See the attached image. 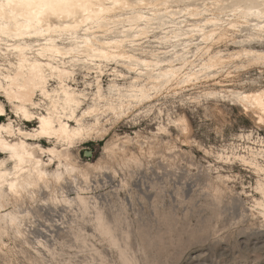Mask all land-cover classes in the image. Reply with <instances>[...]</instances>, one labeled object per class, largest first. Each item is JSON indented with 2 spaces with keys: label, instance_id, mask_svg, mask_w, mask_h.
Segmentation results:
<instances>
[{
  "label": "bare ground",
  "instance_id": "obj_1",
  "mask_svg": "<svg viewBox=\"0 0 264 264\" xmlns=\"http://www.w3.org/2000/svg\"><path fill=\"white\" fill-rule=\"evenodd\" d=\"M85 2L90 5L85 10L87 14L77 10L73 16L65 14L62 19L44 16L37 20L21 15V10L13 7L8 15L16 18L9 21L4 20V10L0 8V96L10 103L13 114H8L0 99V117L6 116L0 120V147L8 149L0 151V229L7 231L10 226L21 232L25 215L21 210H7V207L23 202L25 193L32 192L34 198L44 188L54 194V184L68 177L79 175L87 183L92 173L108 171L109 166L101 158L82 166L79 157L74 155V148L91 140L106 139L109 125L129 117L137 108L153 113L154 101L163 90L177 95L179 90L202 79L215 80L231 64L243 70L264 66V50L246 46L254 39L264 40V0ZM244 30L246 37L241 40V49L229 52L209 45ZM93 50L97 54L107 50L125 59L92 61L89 54ZM240 59L241 64L235 63ZM101 64L104 65L102 74L97 75L96 69ZM111 64L115 66L110 68L111 78L105 87L103 75ZM84 72L85 86L80 88L77 75ZM126 72L135 75L128 76ZM66 73H73L71 79ZM231 74L229 71L227 77ZM186 76L196 79L185 83ZM214 84L222 88L205 90L203 95L231 102L235 98L246 113L253 114L258 126L264 125L260 123V107L252 106L254 101L247 106L239 102L240 96L255 97L264 93V87L228 88L231 84L221 80ZM141 90L149 92V98H141ZM197 97L189 96L190 99ZM158 112L163 115L162 108ZM42 120L46 122L43 131L47 134H41ZM34 121L36 125L28 126V122ZM166 129L161 119L158 130ZM241 137L251 144L257 142L259 147L247 145L243 151L236 147L230 153H219V158L225 163L241 161L254 169L259 181L264 176L259 171L264 168V137L258 136L256 140L253 130ZM43 140L49 145H44ZM129 141L127 138L126 144L120 146L112 139L103 148L104 152L113 157L120 154L123 161H134L136 156L127 147ZM11 185H15V191ZM70 185L73 186L72 182ZM85 185L76 182V197L62 194V200L76 201L86 210L89 202L82 195L87 189ZM262 199V196L255 199L256 205ZM96 220L108 232L100 213Z\"/></svg>",
  "mask_w": 264,
  "mask_h": 264
},
{
  "label": "rangeland",
  "instance_id": "obj_2",
  "mask_svg": "<svg viewBox=\"0 0 264 264\" xmlns=\"http://www.w3.org/2000/svg\"><path fill=\"white\" fill-rule=\"evenodd\" d=\"M245 37L246 30L209 45L231 52L241 49ZM246 46L264 50V40L254 39ZM114 66L111 64L103 75L105 87ZM229 71L231 77H227ZM85 73L77 75L80 88L85 86ZM219 80L231 84L228 88L264 87V66L243 70L231 64L215 80L202 79L177 95L165 89L154 101L153 113L137 108L129 117L109 125L106 139L75 147L74 155L82 166L101 158L108 171L92 173L87 183L73 175L64 183L54 184V194L42 188L34 198L28 192L23 202L10 204L7 210L16 208L25 217L21 232L10 226L7 231L0 229V264H115L125 237L132 236L137 226L154 217L158 209L174 217L187 214L200 225L166 257L169 264H264V215L255 203L261 194L254 191L259 176L239 160L225 163L219 158V153H230L236 147L239 151L247 145L259 147L241 135L253 130L256 140L264 137V125L258 126L253 114L239 104L203 95L205 90L221 89L214 84ZM190 95L198 97L190 99ZM0 99L13 115L6 98ZM177 113L186 117L193 129L191 135L170 122L169 117ZM161 119L167 127L163 132L158 130ZM127 138V147L136 156L134 161L104 152L112 139L123 146ZM42 143L49 145L46 140ZM85 152L92 156L87 157ZM76 182L87 186L82 194L89 202L86 210L76 201L62 200V194L76 197ZM99 213L108 232L97 224Z\"/></svg>",
  "mask_w": 264,
  "mask_h": 264
},
{
  "label": "clouds",
  "instance_id": "obj_3",
  "mask_svg": "<svg viewBox=\"0 0 264 264\" xmlns=\"http://www.w3.org/2000/svg\"><path fill=\"white\" fill-rule=\"evenodd\" d=\"M4 20H14L9 17L11 8L7 3L3 5ZM264 172V168L259 170ZM264 176L257 182L254 191L260 192L264 197ZM258 207L264 209V199L258 203ZM264 215V211L261 213ZM194 217L185 214L183 217L170 216L160 209L154 217L145 220L137 226L132 236H126L122 241L120 258L115 264H169L166 257L186 238H189L199 227L194 222Z\"/></svg>",
  "mask_w": 264,
  "mask_h": 264
},
{
  "label": "snow or ice",
  "instance_id": "obj_4",
  "mask_svg": "<svg viewBox=\"0 0 264 264\" xmlns=\"http://www.w3.org/2000/svg\"><path fill=\"white\" fill-rule=\"evenodd\" d=\"M7 3L10 8H17L21 10V15L27 14L30 17H35L37 20H40L44 16H52V17H58L63 18L65 14H67L69 17L73 16V14L77 11H85L90 7L88 3L85 2V0H0V8L3 7V5ZM85 14L86 11H85ZM31 22V21H30ZM67 27V26H65ZM89 59L92 61L101 60V61H108L111 62L113 60H121L125 59V57L117 56L113 53H110L109 51H102L98 54L93 50L92 53L89 54ZM87 63V61H85ZM145 67H147V64H145ZM104 68V65L101 64L97 69V75L102 74V69ZM131 71H136V69H130ZM53 71H56V69H53ZM66 75L71 79L73 73H66ZM172 74H168L169 80H171ZM196 79L195 76H186L185 77V83L194 82ZM98 83V81H97ZM182 87V85H179ZM159 89H152V91H158ZM143 92V95L141 98H149L150 93L141 90ZM253 107H256L257 105L260 107L262 111V117H261V124H264V93H258L255 97H249V96H240L239 102L244 103L246 106L248 103L253 102ZM238 101L233 98V103H237ZM88 113H85L87 115ZM26 118H30L27 117ZM170 121L175 122V126L177 129H180L183 131L185 135H191L192 134V127H190L189 122L182 116H179L177 113L175 116L169 117ZM45 121H41V134H47L43 131ZM49 127L51 125L49 124ZM219 132V129H217ZM8 149L6 147H0V151H7ZM13 159H16L15 156L12 157ZM23 163V161H22ZM59 179V176L56 177ZM13 191H15V185L10 186ZM260 191H264V188H260Z\"/></svg>",
  "mask_w": 264,
  "mask_h": 264
},
{
  "label": "water",
  "instance_id": "obj_5",
  "mask_svg": "<svg viewBox=\"0 0 264 264\" xmlns=\"http://www.w3.org/2000/svg\"><path fill=\"white\" fill-rule=\"evenodd\" d=\"M85 155H86L87 157H90V156H92V153H91V152H85Z\"/></svg>",
  "mask_w": 264,
  "mask_h": 264
}]
</instances>
